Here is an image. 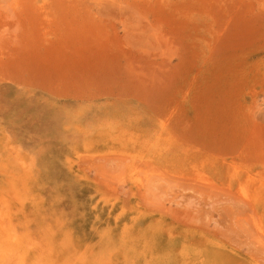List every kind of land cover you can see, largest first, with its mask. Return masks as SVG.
Wrapping results in <instances>:
<instances>
[{"label":"rangeland","instance_id":"rangeland-1","mask_svg":"<svg viewBox=\"0 0 264 264\" xmlns=\"http://www.w3.org/2000/svg\"><path fill=\"white\" fill-rule=\"evenodd\" d=\"M0 264H264V0H0Z\"/></svg>","mask_w":264,"mask_h":264}]
</instances>
